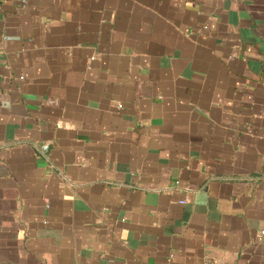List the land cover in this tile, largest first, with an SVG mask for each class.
<instances>
[{"label": "crops", "instance_id": "crops-1", "mask_svg": "<svg viewBox=\"0 0 264 264\" xmlns=\"http://www.w3.org/2000/svg\"><path fill=\"white\" fill-rule=\"evenodd\" d=\"M264 264V0H0V264Z\"/></svg>", "mask_w": 264, "mask_h": 264}, {"label": "built area", "instance_id": "built-area-1", "mask_svg": "<svg viewBox=\"0 0 264 264\" xmlns=\"http://www.w3.org/2000/svg\"><path fill=\"white\" fill-rule=\"evenodd\" d=\"M204 264H216V263L213 261H206Z\"/></svg>", "mask_w": 264, "mask_h": 264}]
</instances>
